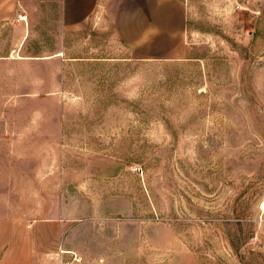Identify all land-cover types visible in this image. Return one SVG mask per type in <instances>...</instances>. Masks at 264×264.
<instances>
[{
    "label": "rangeland",
    "instance_id": "obj_1",
    "mask_svg": "<svg viewBox=\"0 0 264 264\" xmlns=\"http://www.w3.org/2000/svg\"><path fill=\"white\" fill-rule=\"evenodd\" d=\"M96 1L77 27L0 14V253L53 219L64 264H264V0H176L168 55Z\"/></svg>",
    "mask_w": 264,
    "mask_h": 264
},
{
    "label": "crops",
    "instance_id": "obj_2",
    "mask_svg": "<svg viewBox=\"0 0 264 264\" xmlns=\"http://www.w3.org/2000/svg\"><path fill=\"white\" fill-rule=\"evenodd\" d=\"M23 1L0 0V14H21L19 16L25 17L23 24L28 28ZM48 1H54L58 6L59 21L65 27L80 26L90 17L97 2ZM181 16V4L176 0H119L112 25L124 44L134 51L168 55L179 47ZM4 229L12 230H8V234L5 232L0 264H64L68 250L62 240L68 231L61 221L32 219L21 228L10 224Z\"/></svg>",
    "mask_w": 264,
    "mask_h": 264
}]
</instances>
